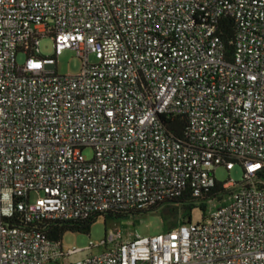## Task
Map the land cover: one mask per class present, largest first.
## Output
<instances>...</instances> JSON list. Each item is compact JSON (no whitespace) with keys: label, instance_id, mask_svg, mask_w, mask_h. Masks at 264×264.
<instances>
[{"label":"built area","instance_id":"1","mask_svg":"<svg viewBox=\"0 0 264 264\" xmlns=\"http://www.w3.org/2000/svg\"><path fill=\"white\" fill-rule=\"evenodd\" d=\"M65 51L78 75L58 73ZM170 117L187 118L185 138ZM236 165L242 183L201 223L111 232L77 261L84 250L6 222L200 198ZM263 177L264 0H0V264H264Z\"/></svg>","mask_w":264,"mask_h":264},{"label":"rangeland","instance_id":"2","mask_svg":"<svg viewBox=\"0 0 264 264\" xmlns=\"http://www.w3.org/2000/svg\"><path fill=\"white\" fill-rule=\"evenodd\" d=\"M40 54L42 57H52L54 55V43L50 38H43L40 41ZM91 60L95 62V57L92 56ZM18 64L22 65L26 61V56L20 54L17 58ZM58 73L60 75H78L82 70V60L77 57L73 51H65L59 58L57 63ZM84 155L88 159H92L94 151L91 148L84 150ZM244 178V170L242 166L236 165L234 170L228 172L225 167H220L216 171V179L220 183H226L232 181L236 184L242 183ZM34 196H32V200ZM230 202V196L226 195L223 200H214L207 203L206 210L201 211L199 208L195 209L192 213V223H201L205 216L210 215L225 206ZM174 211L175 213L173 214ZM184 210L181 208L176 211L175 208L160 209L158 211L142 214L138 216H130L128 219L117 221H105L104 219H98L92 226V229L88 235H82L77 233H67L62 239V245L64 251L72 248H78L84 250L71 257V261H77L84 259L88 256H97L105 251V247L102 245L106 239L107 233L119 231L122 236H126L129 233H139L143 236H154L166 231L163 223V213L170 217V221H180L183 218ZM172 227V226H170ZM169 227V228H170ZM91 245L95 247L88 249Z\"/></svg>","mask_w":264,"mask_h":264},{"label":"trees","instance_id":"3","mask_svg":"<svg viewBox=\"0 0 264 264\" xmlns=\"http://www.w3.org/2000/svg\"><path fill=\"white\" fill-rule=\"evenodd\" d=\"M224 22V21H223ZM224 24V23H223ZM224 39L228 43L233 39L234 34V28L233 24L230 22H225V26H223L222 30ZM228 54L231 57L233 55V46L228 45L227 47ZM169 124V131L176 136L177 139L185 138V132L187 128V118L186 117H170L168 120ZM264 179V177H263ZM224 183L216 182L215 186L213 188H210L209 190L205 191L200 198H194L190 192L185 193L180 198L170 201L166 204H160L155 207H149L145 209L140 210H132L127 212H118V213H112L108 212L106 214H95L88 218L87 220H78V221H52V222H43L40 224L35 225H26L21 224L18 221L15 220H7L6 222L9 225H15V226H21L28 229H36L40 232H42L44 235H46L49 239L60 241L62 242V239L65 234L67 233H77L82 235H88L92 229V226L95 224V222L102 218L105 221H117V220H124L128 219L130 216H138L142 214H147L150 212L158 211L160 209H164V207L167 208H175L177 211L179 209H183V218L178 221H170V217L163 213V223L164 228L166 231L173 229L177 227L180 224H186V223H192V213L195 209L199 208L201 211L206 210L207 203L214 201V200H223V198L226 195L231 196V194L234 192V187L231 188H224ZM173 214L175 213L172 211ZM172 226V227H170ZM170 227V228H169ZM108 234V233H107ZM107 237V235H106Z\"/></svg>","mask_w":264,"mask_h":264}]
</instances>
